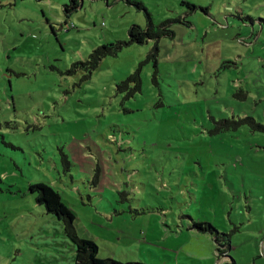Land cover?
<instances>
[{"label":"rangeland","instance_id":"374dc122","mask_svg":"<svg viewBox=\"0 0 264 264\" xmlns=\"http://www.w3.org/2000/svg\"><path fill=\"white\" fill-rule=\"evenodd\" d=\"M76 1L0 0V264H74L39 183L100 259L264 264V0Z\"/></svg>","mask_w":264,"mask_h":264},{"label":"trees","instance_id":"16d2710c","mask_svg":"<svg viewBox=\"0 0 264 264\" xmlns=\"http://www.w3.org/2000/svg\"><path fill=\"white\" fill-rule=\"evenodd\" d=\"M79 4L76 0H71L70 7H64V12L66 14L70 13L73 10L78 9ZM128 42L143 44L147 40H158L159 38L167 35H172V33L164 29V25H161L158 28H154L152 24H149V27L142 29L140 26L132 25L128 30ZM121 48V44L117 45H108L103 47H98L92 51L89 55V60L87 61L90 69H95L101 59L107 55H113L116 53V50ZM154 54L157 52V46L155 44L153 48ZM140 70H136L134 74L129 75L126 80L120 85L119 88L126 86L128 83L135 84L134 89L140 90ZM31 193H37L36 201L39 205H43L48 214L54 215L57 220L62 224L64 234L73 244L75 248L74 264H122L120 262L111 260V259H100L98 257V248L97 245L90 240L81 239L77 236L74 228V214L73 212L61 201L59 194L50 186L39 183L31 185L29 187ZM193 228H196L201 234L209 233L210 235H215V241L219 242V239H222L220 234L213 229L209 223H194ZM219 248H224L226 251L219 250L221 257H227L230 261L225 262V264H235V261L231 259L230 256V244L229 238L223 240V243L218 245ZM226 253V254H225ZM225 254V255H223ZM219 258L221 259V257ZM219 259V260H220ZM126 264H143L139 263H126Z\"/></svg>","mask_w":264,"mask_h":264},{"label":"crops","instance_id":"0c3cea01","mask_svg":"<svg viewBox=\"0 0 264 264\" xmlns=\"http://www.w3.org/2000/svg\"><path fill=\"white\" fill-rule=\"evenodd\" d=\"M229 249H230V251H231V250H232V247H230ZM210 251H211V250H210ZM231 252H232V251H231ZM230 254H231V253H230ZM226 259H227V258H226ZM223 262H225V261H223ZM235 264H236V262H235Z\"/></svg>","mask_w":264,"mask_h":264},{"label":"built area","instance_id":"2783aa9c","mask_svg":"<svg viewBox=\"0 0 264 264\" xmlns=\"http://www.w3.org/2000/svg\"><path fill=\"white\" fill-rule=\"evenodd\" d=\"M226 254V253H225Z\"/></svg>","mask_w":264,"mask_h":264}]
</instances>
